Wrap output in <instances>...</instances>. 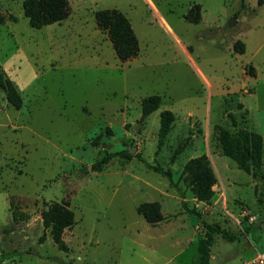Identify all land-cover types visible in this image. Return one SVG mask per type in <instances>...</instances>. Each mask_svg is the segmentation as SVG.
<instances>
[{"label":"rangeland","instance_id":"rangeland-1","mask_svg":"<svg viewBox=\"0 0 264 264\" xmlns=\"http://www.w3.org/2000/svg\"><path fill=\"white\" fill-rule=\"evenodd\" d=\"M69 1L66 19L36 28L23 0H0V74L23 98L17 109L0 86V256H8L0 264H199L205 223L234 236L215 234L210 264L255 256L264 247V155L262 177L240 169L224 155L216 125L245 127L264 141V3ZM195 3L199 22L186 18ZM103 8L130 19L136 57L117 56L96 22ZM152 94L162 102L141 119L142 99ZM165 109L175 120L159 145ZM124 150L92 170L105 153ZM203 153L217 177L210 201L198 200L182 173ZM62 200L76 219L64 231L66 250L42 221V211ZM145 201L160 203L163 220H145L137 211ZM14 208L29 217L15 220Z\"/></svg>","mask_w":264,"mask_h":264},{"label":"trees","instance_id":"trees-1","mask_svg":"<svg viewBox=\"0 0 264 264\" xmlns=\"http://www.w3.org/2000/svg\"><path fill=\"white\" fill-rule=\"evenodd\" d=\"M263 4L264 0H257ZM24 15L29 19L31 26L40 28L44 25L54 22H60L66 19L71 12L69 0H23ZM95 18L98 26L105 30L115 49L117 56L122 61H127L136 57L140 50L138 37L133 29L130 19L117 8H103L95 12ZM186 18L191 22L201 20V4L195 3L187 12ZM234 49L237 52H244L245 45L241 40L234 43ZM0 86L6 91L8 102L17 109L22 107L23 98L15 83L8 77L0 74ZM162 98L159 94H152L142 99L141 119L146 118L153 111L159 108ZM232 123L236 125V119L231 114ZM175 114L169 109L162 110L160 113L159 126V145L163 144L172 129ZM218 139L224 155L234 160L237 166L255 177L263 176V155L264 141L261 133L249 130L245 127H239L235 131H230L222 125H216ZM100 135L96 136L93 144H98ZM184 144L181 143L175 150L178 154ZM126 150L117 152H107L94 164L92 170L99 171L107 165L111 159L116 156L126 155ZM146 162L145 160H143ZM153 170L164 174L171 179V172L162 167L146 163ZM88 171V168H85ZM184 180L191 188L193 194L198 200L210 201L215 194L213 186L217 182V177L213 171L209 158L206 154H201L188 159L182 170ZM13 205V202L11 203ZM137 211L143 215L146 221L157 223L163 220L164 215L161 211V205L158 201H145L138 205ZM15 220H25L29 214L19 208L12 210ZM42 221L45 229H49L53 240L60 249L66 250L68 247L63 239L66 228L71 227L76 219L75 212L70 207L67 200L53 201L46 209L42 211ZM205 236L198 241L197 250L199 252V264H210L211 246L214 242L215 234H220L227 240H233L234 236L217 224L205 223ZM45 235L40 237L43 241ZM7 255L1 254L0 263ZM66 264V263H62Z\"/></svg>","mask_w":264,"mask_h":264},{"label":"built area","instance_id":"built-area-1","mask_svg":"<svg viewBox=\"0 0 264 264\" xmlns=\"http://www.w3.org/2000/svg\"><path fill=\"white\" fill-rule=\"evenodd\" d=\"M241 264H264V247L258 250L255 256L243 261Z\"/></svg>","mask_w":264,"mask_h":264},{"label":"water","instance_id":"water-1","mask_svg":"<svg viewBox=\"0 0 264 264\" xmlns=\"http://www.w3.org/2000/svg\"><path fill=\"white\" fill-rule=\"evenodd\" d=\"M233 22H234V20H232L230 23H229V25H232L233 24ZM130 151V150H129Z\"/></svg>","mask_w":264,"mask_h":264}]
</instances>
